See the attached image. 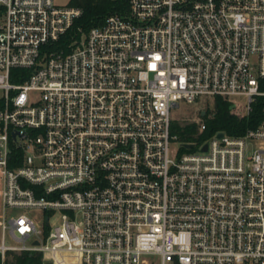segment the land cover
<instances>
[{"label":"built area","instance_id":"obj_1","mask_svg":"<svg viewBox=\"0 0 264 264\" xmlns=\"http://www.w3.org/2000/svg\"><path fill=\"white\" fill-rule=\"evenodd\" d=\"M0 7L2 261L264 264V117L176 151L170 118L181 100L236 109L241 96L243 116L264 97V0H127L66 48L79 8ZM7 208L39 210L42 224ZM6 230L23 244L6 245Z\"/></svg>","mask_w":264,"mask_h":264},{"label":"trees","instance_id":"obj_2","mask_svg":"<svg viewBox=\"0 0 264 264\" xmlns=\"http://www.w3.org/2000/svg\"><path fill=\"white\" fill-rule=\"evenodd\" d=\"M68 6L81 10V14L74 20L72 27L58 41L60 47L66 48L67 44L75 38H79L81 32L87 33L93 26L100 25L110 14H125L127 0H69ZM0 7V12H1ZM80 29V30H79ZM264 117V97H258L252 103L248 114L239 116L231 109V103L220 97H216L212 110L206 113L205 130L198 132L196 122L185 124L171 123V132L177 134L181 144L190 143L199 145L216 132H224L228 135L238 136L248 129L256 128ZM182 150H185L181 147ZM21 151L14 149L11 153L9 166H13L14 156L20 157ZM0 264H45L42 254L33 251H7L3 261L0 256Z\"/></svg>","mask_w":264,"mask_h":264},{"label":"rangeland","instance_id":"obj_3","mask_svg":"<svg viewBox=\"0 0 264 264\" xmlns=\"http://www.w3.org/2000/svg\"><path fill=\"white\" fill-rule=\"evenodd\" d=\"M53 1L58 6H65L67 5L69 0H53ZM0 95H1V91H0ZM214 100L215 99L212 97H204L192 103H187L183 100L179 101L176 106L170 109L171 123L175 122L177 124H185L188 122H195V121L203 120L204 118L201 116L200 113L202 111H204L205 115L207 112L210 113L214 105ZM231 101H234L237 104L236 109H232L234 110L233 112H235L236 114L238 112L244 114L245 106H246V102L244 98L241 96H235L231 98ZM171 135L175 137V139L172 140L171 148L173 149V151L174 150L176 151V149L178 150V148H180L181 141L177 138V134L175 132L174 133L171 132ZM184 151H187V150H184ZM21 213L30 216L34 220V222L38 225V227L41 226L42 212L39 210H35V209L7 208L5 209V218L8 220L10 216H16ZM59 214L60 212H54L52 214V217L50 218V221H49V224L51 226L58 224ZM1 237H2V232L0 230V242H1ZM33 238H34L33 236L28 238L25 241V244L31 245L33 242ZM3 239L6 245L21 246L23 244L22 241L15 240L11 236L8 230L4 232ZM43 262L45 264H52V262L47 261L45 259H43Z\"/></svg>","mask_w":264,"mask_h":264},{"label":"water","instance_id":"obj_4","mask_svg":"<svg viewBox=\"0 0 264 264\" xmlns=\"http://www.w3.org/2000/svg\"><path fill=\"white\" fill-rule=\"evenodd\" d=\"M231 109H232V106H231ZM201 116H203L204 115V111H202L201 113ZM220 136H222V133H219L218 134V137H220ZM193 146V144H184V147H186V148H191ZM206 144L202 147V150L203 151H205L206 150ZM38 242L36 241V242H34V244L36 245Z\"/></svg>","mask_w":264,"mask_h":264}]
</instances>
